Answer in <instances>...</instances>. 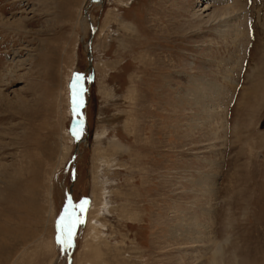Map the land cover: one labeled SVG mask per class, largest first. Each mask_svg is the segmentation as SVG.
I'll list each match as a JSON object with an SVG mask.
<instances>
[{"label":"rangeland","instance_id":"1","mask_svg":"<svg viewBox=\"0 0 264 264\" xmlns=\"http://www.w3.org/2000/svg\"><path fill=\"white\" fill-rule=\"evenodd\" d=\"M218 247L264 264V0H0V264Z\"/></svg>","mask_w":264,"mask_h":264},{"label":"snow or ice","instance_id":"2","mask_svg":"<svg viewBox=\"0 0 264 264\" xmlns=\"http://www.w3.org/2000/svg\"><path fill=\"white\" fill-rule=\"evenodd\" d=\"M79 79H80V75L78 73L75 74V80L73 81V83L71 85V87L73 89V111H75V108L77 106L76 97L78 94H77L75 89H76V85H77V82L79 81ZM72 134H73V136L78 137V133H77L75 128H73ZM86 203H87L86 200H82L80 202L79 208H80L81 212L84 210L83 206ZM66 211H67V209H66ZM64 221H65V217H64V215H61V217L57 221V243H60L62 245L68 244L69 246H71V236H72L71 227L69 226L68 223H66ZM79 222H80L79 218H77L76 223H79Z\"/></svg>","mask_w":264,"mask_h":264},{"label":"water","instance_id":"3","mask_svg":"<svg viewBox=\"0 0 264 264\" xmlns=\"http://www.w3.org/2000/svg\"><path fill=\"white\" fill-rule=\"evenodd\" d=\"M101 0H90V5L91 4H94V3H98V2H100ZM95 29L93 28L92 29V34H91V36H90V40H89V43H88V45H89V57H90V59H89V69L91 70V68H92V63H93V57H92V43H93V40H94V35H95ZM82 106L83 105H81V109H82ZM80 116H81V118H82V120L84 121V118H83V116H82V114L80 113ZM74 158H75V156H74ZM71 194H72V190H71ZM71 197V195L69 196V198ZM71 209H72V205H71V202H69V212H71ZM68 219L70 220V221H72V222H74L75 221V217H73V216H71V215H69L68 216ZM72 240V239H71ZM70 253H68V255H69Z\"/></svg>","mask_w":264,"mask_h":264},{"label":"bare ground","instance_id":"4","mask_svg":"<svg viewBox=\"0 0 264 264\" xmlns=\"http://www.w3.org/2000/svg\"><path fill=\"white\" fill-rule=\"evenodd\" d=\"M206 8H208V7H206ZM205 8V9H206ZM13 73V72H12ZM66 156V155H65ZM92 224V223H91ZM90 224V228H96V227H94V226H92ZM93 231H94V229H92ZM73 244V243H72ZM71 244V245H72ZM49 247V246H48ZM68 247H70L68 244H67V248ZM224 255H225V253H223V250L221 249V248H217V250H215V253L213 254V257H212V261H211V264H217V262L219 261V260H221V262H223L224 261ZM220 257V258H219ZM220 263V262H219ZM218 263V264H219Z\"/></svg>","mask_w":264,"mask_h":264}]
</instances>
